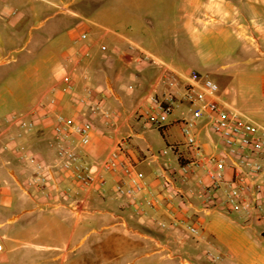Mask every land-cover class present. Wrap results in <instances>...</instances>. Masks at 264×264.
<instances>
[{
    "label": "crops",
    "instance_id": "1",
    "mask_svg": "<svg viewBox=\"0 0 264 264\" xmlns=\"http://www.w3.org/2000/svg\"><path fill=\"white\" fill-rule=\"evenodd\" d=\"M41 1L48 4H35L12 22L26 23L32 16H43L38 25L29 28L36 31L35 40L44 50V62L53 66L41 91L43 96L55 99L50 113L81 119L87 105L77 98L88 95L116 112L110 125H105L100 115L90 116L92 130L88 144L81 148L83 159L95 169V164L125 138L124 153L144 174L147 189L133 197L117 195L113 185L118 175L103 169L99 172L106 181L104 187L80 188L70 172L55 166V149L50 146L53 118L41 116L44 111L39 110L33 131L22 132L13 125L3 140L51 167L50 194L45 197L28 188L31 166L18 161L13 150L3 151L0 146V264L37 257L87 260L88 264L117 260L178 264L174 260H210L205 256L208 249L229 254L219 264H264L263 224L247 221L215 204L218 192L214 193L216 202L204 203L198 181L210 186L205 167L194 168L186 182L180 179L179 165L190 158L180 123L190 116L185 102L174 108L163 128H157L165 148L173 145L174 150L167 154L161 153L164 148L154 150L145 133L151 124L133 112L139 106H149L145 98L153 88H164L156 82L160 67L155 62L129 60L130 53L141 52L177 73H200L192 66L189 52L191 46H198L205 50L200 58L204 75L215 79L222 75L215 64L216 45L224 43L229 49L228 57L238 53L227 74L231 83H217L220 98L246 114L224 99L231 95L233 103L260 114L262 122L246 115L264 126V64L253 63L258 59L255 52L264 54V0ZM107 3L113 15L108 24L83 15ZM11 10L15 13L11 14ZM16 10L15 5L0 0L2 19L14 17ZM82 33H86L84 39L80 37ZM129 44L135 52L129 51ZM102 45L105 50H101ZM64 75L70 78L71 90L62 81ZM175 91L182 93V87ZM34 104L31 102L28 109ZM198 141L205 155H217L222 149L217 136L203 130ZM230 176L231 170L226 168L225 178ZM167 179L171 181L167 183ZM66 189L71 190L70 195L64 193ZM179 219L199 222L201 235L192 237L184 228L171 225ZM86 238L85 256H69ZM18 243H24L29 250H19Z\"/></svg>",
    "mask_w": 264,
    "mask_h": 264
},
{
    "label": "built area",
    "instance_id": "2",
    "mask_svg": "<svg viewBox=\"0 0 264 264\" xmlns=\"http://www.w3.org/2000/svg\"><path fill=\"white\" fill-rule=\"evenodd\" d=\"M14 13L15 10H11V14ZM80 37L84 39L86 33H82ZM100 48L105 50L103 45ZM128 49L135 52V47L131 44L128 45ZM129 60L158 64L160 73L156 82L164 85L160 91L153 88L145 98L149 106L137 107L133 115L144 116L147 123L161 129L179 103L185 102L188 105L190 116L182 118L180 123L181 134L190 149V158L179 165L181 181L186 182L194 168L205 167L210 186L207 187L201 180L198 181L202 187L204 203L215 201L214 193L218 192L219 197L215 204L221 205L228 212L246 218L247 221L264 224V126L222 101L218 84L206 75L197 71L177 73L164 63L141 52L130 53ZM62 81L71 90L69 76L64 75ZM179 87H182V93L175 91ZM77 101L87 105V113H84L81 119H75L61 112L51 114L49 107L55 103V99L47 96L40 97L26 112L11 113L3 118L4 127L0 129V142L8 128L13 125L22 132L33 131L36 127L35 117L42 109L44 112L41 116L51 115L53 118V138L50 146L55 149L54 164L70 172L80 188L90 189L95 185L98 188L104 187L106 181L99 172V169H103L118 175L113 190L120 196L133 197L147 189L144 174L135 169L124 153L125 138L117 142L114 148L98 164H95V169L84 161L81 148L90 140L92 130L90 116L100 115L103 123L110 125L116 112L105 109L101 101L92 99L90 95L79 97ZM201 130L206 134L217 136L222 146L217 155H205L201 152L198 141ZM1 148L13 150L18 161L31 166L32 173L26 181V186L48 197L50 194L48 173L51 167L19 146L12 147L7 142H2ZM173 150L174 146L169 145L161 153L167 154ZM226 168L231 170L230 178H225ZM171 171L175 173L176 170L171 168ZM170 181L171 179H167V183ZM64 193L70 195L71 190L66 189ZM171 225H180L192 237L200 236L199 222L179 219ZM205 256L210 260L221 258L219 253L211 250H207Z\"/></svg>",
    "mask_w": 264,
    "mask_h": 264
},
{
    "label": "rangeland",
    "instance_id": "3",
    "mask_svg": "<svg viewBox=\"0 0 264 264\" xmlns=\"http://www.w3.org/2000/svg\"><path fill=\"white\" fill-rule=\"evenodd\" d=\"M12 5H15L18 13L13 17L8 19H2L0 17V129L3 128V118L11 113H24L28 110L30 103L36 102L44 94L41 91L44 89L46 76L52 72L53 66L51 64L44 62V50L41 48L40 42L35 40L36 31L30 30V26H36L43 19L38 16H32L29 18L28 22H19L18 24H13L12 20L22 14L26 9H30L35 4L47 5L46 1L41 0H19V2H14L13 0H3ZM91 11V12H90ZM89 12H84L83 15L87 18H91L101 24H108V20L113 16L110 12L109 4H104L97 8L96 10H90ZM111 14V16H110ZM104 29H100V32ZM261 43V42H259ZM218 51V56L215 58V64L217 70L221 73V76L213 78L209 75L216 83H222L224 85L230 84L231 78H228L227 74L231 71L233 60H237L234 57H228L229 49L224 43L219 42L216 45ZM261 49L264 50V45L261 43ZM204 48L198 46H191L189 52L192 55V66L199 70L202 75L205 71L200 67L201 53H204ZM231 55V56H232ZM258 57L257 61L253 63L264 64V54L258 52L254 53ZM242 67L249 68L250 65ZM222 68V69H221ZM219 86V85H218ZM221 88H219V94ZM224 99L232 103L235 107L250 115L251 117L257 119L258 121H263L260 114L250 111L249 109L233 103L231 100V95L225 96ZM149 128L145 129L146 136H149L150 140L153 142V148L155 151H160L165 148V143L162 141L159 132L156 127L152 125L147 126ZM4 137V136H3ZM2 137V142H5ZM0 142V146L2 144ZM3 150V149H2ZM4 151V150H3ZM117 194V193H116ZM118 195V194H117ZM179 228H182L178 225ZM264 227V224H263ZM262 233V232H261ZM201 235V232H200ZM92 236V235H91ZM262 237V236H261ZM88 239L86 238L81 241L78 248L70 253L69 256L81 257L85 256L84 251ZM19 250H29L24 243H18ZM213 251L212 249H208ZM207 251V250H206ZM39 253V251H38ZM218 254V253H217ZM221 258L219 260H174L176 263L179 262L197 264L199 262H206L209 264H219L222 263L221 260L224 256L229 254L219 253ZM183 256V255H181ZM150 263L149 260H117L110 264H147ZM11 264H88L87 260H43L40 257L35 258V260H11ZM100 264H106L104 262ZM201 264V263H199Z\"/></svg>",
    "mask_w": 264,
    "mask_h": 264
},
{
    "label": "trees",
    "instance_id": "4",
    "mask_svg": "<svg viewBox=\"0 0 264 264\" xmlns=\"http://www.w3.org/2000/svg\"><path fill=\"white\" fill-rule=\"evenodd\" d=\"M261 236L264 238V231H262Z\"/></svg>",
    "mask_w": 264,
    "mask_h": 264
}]
</instances>
